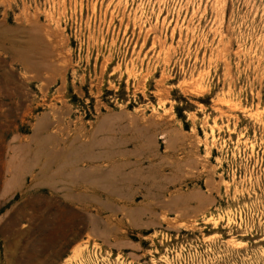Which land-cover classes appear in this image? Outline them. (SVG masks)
Listing matches in <instances>:
<instances>
[{
	"label": "rangeland",
	"instance_id": "374dc122",
	"mask_svg": "<svg viewBox=\"0 0 264 264\" xmlns=\"http://www.w3.org/2000/svg\"><path fill=\"white\" fill-rule=\"evenodd\" d=\"M111 110L166 122L188 207L119 240L46 159ZM116 168L97 180L120 193ZM181 243V264H264V0H0V264H167Z\"/></svg>",
	"mask_w": 264,
	"mask_h": 264
},
{
	"label": "crops",
	"instance_id": "0c3cea01",
	"mask_svg": "<svg viewBox=\"0 0 264 264\" xmlns=\"http://www.w3.org/2000/svg\"><path fill=\"white\" fill-rule=\"evenodd\" d=\"M41 122L43 125L46 124L43 119ZM166 131V122H159L153 118L144 120L132 111L102 112L93 121L92 128L85 133V136H82V127L77 126L74 134L64 143L54 140L53 144L48 147L46 145V159L51 161L49 170L55 172L58 168L64 167L67 177L73 179L64 189L60 184H56L53 189L63 190L62 196L72 198L74 200L72 203L77 205L81 212L90 206L102 216V221H111L114 224L117 240L126 236L123 233L125 230L141 231L157 226L161 223V215L183 212L188 208H185L182 197L176 195L168 198L167 195L170 184L184 180V157L176 158L171 164V170L168 171V152L164 143ZM106 135L109 136L110 143L115 139V143L119 139H124L125 143L128 140L130 142L124 145V142L119 140L121 145L116 143L115 147V144H108ZM160 135L164 137L158 138ZM104 142L109 148L104 147L106 145ZM102 143L104 145L101 147ZM17 147L23 152L21 161L35 160L37 143L35 145L23 143L18 144ZM103 147L106 150H103ZM118 147H121V152L119 150L116 152ZM85 148L86 151L83 152ZM103 151H106L107 155L111 152V155L106 156ZM179 151L184 154V146ZM191 152L193 155L194 147ZM107 157L111 158L107 160ZM122 159L125 161L129 159L127 160L129 164L124 163L127 164L126 175L131 181H124L123 192L116 193L112 190L111 177L109 179L112 182L109 185H103L97 179L111 174L113 167L123 162ZM139 188H142L141 191H138ZM140 198L143 200L136 202V199ZM110 203H115V207L109 208ZM198 209L199 206L195 205L190 210Z\"/></svg>",
	"mask_w": 264,
	"mask_h": 264
},
{
	"label": "bare ground",
	"instance_id": "6f19581e",
	"mask_svg": "<svg viewBox=\"0 0 264 264\" xmlns=\"http://www.w3.org/2000/svg\"><path fill=\"white\" fill-rule=\"evenodd\" d=\"M106 137H108V139H107L108 141H107V142H108V144H109V143H110V142H109V136L106 135ZM115 137H116V136H115ZM103 138H105V136H104ZM111 138H114V137H111ZM116 138H117V137H116ZM120 138H121V137H120ZM101 139H102V137H101ZM117 139H118V138H117ZM103 140H106V139H103ZM115 140H116V139H115ZM115 140H113V142H114ZM119 140H120V139H119ZM119 140L116 141V143H120V141H121V142H124V145H125L127 142H130V141L128 140V141L125 143V141H123L124 139H123V140H120V141H119ZM125 140H126V139H125ZM100 141H101V140H100ZM113 142L111 141L112 145L115 144L114 146L116 147V143H115V142L113 143ZM97 143H99V141H97ZM104 143H106V142H104ZM104 143H102L101 147L104 145ZM111 143H110V144H111ZM99 144H100V143H99ZM99 144H98V146H99ZM120 145H121V143H120ZM122 145H123V144H122ZM106 146L109 148V146L107 145V143H106V145H105L104 147H106ZM81 147H82V145H81ZM81 147H79V148H81ZM104 147H103V150L105 149ZM82 148H83V147H82ZM120 148H121V147H120ZM120 148H119V147H118V149L116 148L117 151H116V150H115V151L118 152V150H119V151L121 152L122 150H120ZM124 148H125V147H124ZM101 149H102V148H101ZM112 149H113V148H112ZM112 149H111V150H112ZM114 149H115V148H114ZM84 150L86 151V148L83 149V152H85ZM105 150H106V149H105ZM123 151H124V150H123ZM103 152H104V151H103ZM105 152H106V151H105ZM105 152H104V154H106ZM113 152H114V151H113ZM120 152H119V154H120ZM109 154L111 155V152L108 153V155H109ZM117 154H118V153H117ZM121 154H122V153H121ZM124 154H126V153H124ZM108 155L106 154V156H108ZM101 156H102V155H101ZM78 157H80V156H78ZM93 157H94V156H93ZM102 157H103V156H102ZM104 157H105V156H104ZM91 158H92V157H91ZM91 158H90V159H91ZM105 158H106V157H105ZM109 158H111V157H107V160H108ZM77 159H78V158H77ZM77 159H76V160H77ZM92 159H93V158H92ZM124 159H125V158H124ZM94 160H96V158H94ZM97 160H98V159H97ZM111 160H112V159H111ZM127 160L129 161V159H127ZM127 160L125 161V160L122 159L121 162H122V161H123V162L120 163V164H118V165H116V166H117V168H116V175L118 176V178H119L120 180L123 179V178H122V175H123V173L125 172V171H124V166L127 165V164H129ZM78 161H79V159H78ZM101 161H102V160H101ZM124 162H127V164H125ZM125 174H126V172H125ZM125 174H124V177L126 178L127 175L125 176ZM125 178H124V179H125ZM146 179H147V178H146ZM122 181H123V180H122ZM152 185H153V184H152ZM162 188H163V187H162ZM119 190H120V189H119Z\"/></svg>",
	"mask_w": 264,
	"mask_h": 264
},
{
	"label": "built area",
	"instance_id": "2783aa9c",
	"mask_svg": "<svg viewBox=\"0 0 264 264\" xmlns=\"http://www.w3.org/2000/svg\"><path fill=\"white\" fill-rule=\"evenodd\" d=\"M187 244H189V243H185L184 245H182V243L179 245V247H178V250H175L174 252H175V254H173V252H172V250H170L168 253H167V264H172V262H175L174 264H177V262H178V260H180V264H181V259H179V258H177V251H180V250H182L183 249V253L184 252H186V246H187ZM91 253V257L95 260V261H97L96 262V264H99L98 262V254H97V252L96 251H93L92 250V252H90ZM182 253V252H181ZM183 261H184V259H182ZM166 262H164V264H165ZM102 264V263H101Z\"/></svg>",
	"mask_w": 264,
	"mask_h": 264
}]
</instances>
